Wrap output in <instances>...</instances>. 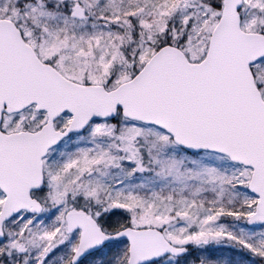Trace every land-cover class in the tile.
Here are the masks:
<instances>
[{"label": "snow or ice", "instance_id": "snow-or-ice-1", "mask_svg": "<svg viewBox=\"0 0 264 264\" xmlns=\"http://www.w3.org/2000/svg\"><path fill=\"white\" fill-rule=\"evenodd\" d=\"M0 264H264V0H0Z\"/></svg>", "mask_w": 264, "mask_h": 264}]
</instances>
